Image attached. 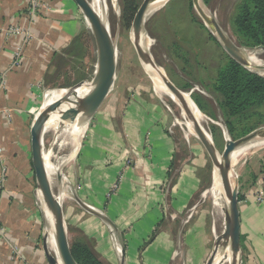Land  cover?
<instances>
[{"label":"crops","instance_id":"crops-1","mask_svg":"<svg viewBox=\"0 0 264 264\" xmlns=\"http://www.w3.org/2000/svg\"><path fill=\"white\" fill-rule=\"evenodd\" d=\"M43 1V13L32 17L28 0H0V264H48L43 242L50 219L36 189L30 128L50 73L58 72L84 24L72 0ZM10 26L32 35L16 66L23 37L8 33ZM115 87L116 80L86 123L72 163L76 187L62 205L67 229L103 264H205L215 236L202 216L186 215L207 179L203 150L192 143L194 151H186L171 114L149 87L120 109ZM259 192L264 179L255 170L238 177L241 264H264Z\"/></svg>","mask_w":264,"mask_h":264},{"label":"rangeland","instance_id":"rangeland-1","mask_svg":"<svg viewBox=\"0 0 264 264\" xmlns=\"http://www.w3.org/2000/svg\"><path fill=\"white\" fill-rule=\"evenodd\" d=\"M40 1L45 7L37 12L36 16L41 15L46 8L45 2L43 0ZM103 1L105 6H107L104 11L105 22L108 25L112 39H115L116 43L115 105L120 109L131 94H141L142 87H149L151 91L160 96L167 111L171 114L174 122V130L177 132V137L181 138L184 146H187L185 147L186 151H189L190 147L193 150L192 143L197 144L203 150V154L208 161L206 166H204L207 179L204 187L194 197L193 204L186 212V215L190 218L189 215H192L195 211L197 215L202 216L206 224L208 223V227L213 236H216L223 230L224 214L222 210L223 205L219 204L217 194L211 192L214 167L193 131L189 130L188 121L183 117L180 105L171 96L166 95L165 92L156 91L151 75L147 72L149 69L141 63L133 45L131 24L134 14L142 0ZM239 1L209 0L205 3L201 0V4L210 15L215 17L221 28L239 46L245 48L247 53L255 56L261 64H264V52L258 47L241 45L240 39L234 31L232 19ZM162 4L159 8L146 12L142 35L143 40L150 42L147 47L148 51L157 67L163 71L167 78L181 91L187 92L192 101L193 94H198L202 98L205 112L200 111L207 118L203 122V125L211 134L218 152L221 153L227 139H236L244 136V134H241L240 127L235 130L234 136L228 134L223 122V113L218 105L219 97L212 89L218 67L229 56L193 9L192 0H168ZM28 15L30 14L28 13ZM80 18L83 21L84 28L78 31L72 41L67 45L65 52H63V57L58 62L59 65L55 68L58 72L50 73L49 85L45 88L39 102H37V106H35L33 111L34 116L44 105L45 101L50 100L51 93L54 90L67 89L81 81V78L90 81L93 76L96 65L95 42L91 29L83 15H80ZM255 72L264 76V70ZM187 86L188 88L185 89ZM82 92H84V89H82ZM257 118L261 122L254 124L258 121ZM257 118L256 121L247 123L249 126L252 125L253 128L251 131L264 126V112L261 117ZM87 122H82L83 131L78 137V147L84 135ZM213 126L217 128V131L213 129ZM64 132V127L59 130H54L49 127L43 133V152H51L52 156L50 161L54 166L59 167L62 175L60 189L56 186V174L53 175V191L61 200L62 205H65L69 201V198L74 193V187H76V185L70 183L69 173L77 154L76 151L75 155L71 157L75 144L66 139ZM260 140L255 139L239 147V149H244L245 152L238 156L237 163L233 166V175L237 179L250 168L255 170L257 175L259 174L260 179L263 178L264 140ZM65 225L67 236L69 237V245H71L75 242L74 236L67 229L66 223ZM51 233L52 227L50 224L47 235L45 236L47 242L50 241L49 237ZM50 250L51 253L54 252L51 248Z\"/></svg>","mask_w":264,"mask_h":264},{"label":"water","instance_id":"water-1","mask_svg":"<svg viewBox=\"0 0 264 264\" xmlns=\"http://www.w3.org/2000/svg\"><path fill=\"white\" fill-rule=\"evenodd\" d=\"M72 1L80 9L91 29L96 47L95 70L90 81L81 80L77 82L65 89V94L60 98L41 108L35 115L30 128L31 161L35 174L36 189L43 208L49 216L55 241L56 252L51 253L49 243H47L46 237H44L43 250L48 264L78 263L71 253L61 200L54 193L53 186L45 168V160L43 157V133L45 131V124L50 115L54 113H58L60 116V123L58 124L57 130L64 127L67 122L72 123L76 120L85 122L90 120L110 92L116 74V43L115 39H112L109 33L107 23L101 20L92 8L89 0ZM155 1L158 0H142L136 10L131 24L133 45L141 63L150 65L154 70H157L163 84H165L170 93L181 103L184 112L192 124L193 133L203 146L214 169L218 171L221 187L219 194L225 199V205L223 207L224 226L222 232L215 236L212 250L205 264H241L239 255L240 213L238 207L237 178L234 176L232 178V154L239 147L252 140H264V126L256 128L239 138L227 139L222 152H218L211 134L201 126L196 116L184 103L183 91L157 67L148 48L142 45L144 18L150 5ZM166 1L168 0H164V2ZM192 5L203 24L215 36L216 40L231 59L249 70H264V64H251V55L221 28L215 17L204 9L201 0H192ZM260 49L264 52L262 47ZM83 85H86L88 90L85 94L79 96L77 91ZM64 105L68 107L64 108ZM61 185L62 175L60 170H58L56 173V186L60 189ZM88 210L90 209L88 208ZM97 215L101 216L100 214Z\"/></svg>","mask_w":264,"mask_h":264},{"label":"trees","instance_id":"trees-1","mask_svg":"<svg viewBox=\"0 0 264 264\" xmlns=\"http://www.w3.org/2000/svg\"><path fill=\"white\" fill-rule=\"evenodd\" d=\"M203 1L207 3L209 0ZM232 23L241 45L264 49V0H240L236 5ZM212 89L219 97L218 105L228 134L234 136L239 127L241 134H248L253 128L248 124L256 121L264 112V76L228 57L218 67ZM192 99L199 110L205 112L202 98L193 94ZM257 120L254 124L261 122L260 119ZM213 129L217 128L213 126ZM262 173L264 179V164ZM70 249L78 264H103L83 243L74 242Z\"/></svg>","mask_w":264,"mask_h":264},{"label":"bare ground","instance_id":"bare-ground-1","mask_svg":"<svg viewBox=\"0 0 264 264\" xmlns=\"http://www.w3.org/2000/svg\"><path fill=\"white\" fill-rule=\"evenodd\" d=\"M92 8L95 10V12L99 15V17L101 18V20H103L105 22V17H104V11H105V3L103 0H91L90 1ZM164 3V0H158L155 1L154 3H152L149 7L148 10L151 9H157L160 6H162ZM106 23V22H105ZM150 44V42L148 40H143L142 41V45L146 48L148 47ZM250 61L252 65H256V64H261V62L259 60H257V58L255 56L250 57ZM146 67L149 69L147 70V72L149 73V75H151V78L154 82V86L156 91H163L166 93V95L168 94L169 96H171L174 101H176L181 109H182V115L183 117L188 121V127L189 130L193 131L192 128V124L188 118V116L186 115V113L184 112L181 103L177 100V98H175L170 91L168 90V88L165 86V84H163V82L161 81V77L159 75V73L157 72V70H154L150 65H146ZM260 72V71H259ZM82 89H84V92H82ZM65 90V89H64ZM63 89L61 90H57L51 93L50 96V100L45 101L44 105L41 107H45L47 106L49 103L57 100L58 98H60L62 95L65 94L66 91H64ZM88 90V87L86 85H83L80 89H78L77 93L79 94V96H82L83 94H85ZM164 93V94H165ZM171 98V99H172ZM183 99H184V103L188 106V108L191 110V112L196 116L197 120L200 122L201 126L205 129L203 122L207 120L206 116L198 109V107L195 105V103L191 100L190 96L188 95L187 92H183ZM68 106L64 105V108H66ZM40 108V109H41ZM60 116L59 114H51L48 121L45 124V129L47 128H53L54 130H57L58 128V124L60 123ZM83 123L79 122L78 120L74 121V122H67L64 125L65 128V135H66V139H68L69 141L73 142L75 144V148L73 150V152L71 153V157H73L77 151V143H78V137L81 134V132L83 131ZM61 129V128H60ZM53 131V130H52ZM208 132V131H207ZM209 133V132H208ZM261 141V140H260ZM263 141V140H262ZM256 142V141H255ZM253 143V142H252ZM258 143V141H257ZM260 143V142H259ZM251 144V143H249ZM246 147V146H244ZM247 148V147H246ZM244 149H237L233 152L232 154V168L233 166L237 163L238 160V156L242 153H244ZM51 152L45 153L43 152V157L45 160V168H46V172L49 176V179L51 181L52 186L54 185V179H53V175H55L57 173V171L59 170V167L54 166L51 163ZM70 157V158H71ZM65 162V161H64ZM213 175H212V179H213V187H212V191L211 192H215L217 195V200L219 202L220 205H225V199L223 197L220 196L219 194V190H221L220 187V183H219V176H218V171L216 169L213 170ZM234 173V172H233ZM234 175H232L233 178ZM223 210V208H222ZM50 241H49V245L50 248L56 252L55 249V241H54V237H53V232L51 233V236L49 237Z\"/></svg>","mask_w":264,"mask_h":264},{"label":"built area","instance_id":"built-area-1","mask_svg":"<svg viewBox=\"0 0 264 264\" xmlns=\"http://www.w3.org/2000/svg\"><path fill=\"white\" fill-rule=\"evenodd\" d=\"M44 4L40 1V0H29V11L28 13L30 14V16H35L37 12L41 11L43 9ZM8 33H12L15 35H21L23 37V41L20 47H18L16 49V51L14 52V61L12 62V66H16L18 65V61L21 58V53H22V45L31 39V33L28 29H23L21 27L18 26H10L9 28H7ZM3 80H1L0 84L1 86H3ZM117 185H113V189H116ZM257 200H263L264 198V193L263 192H259V194L256 195ZM3 230L0 226V238L3 237Z\"/></svg>","mask_w":264,"mask_h":264}]
</instances>
